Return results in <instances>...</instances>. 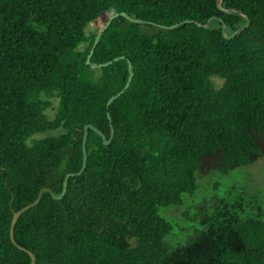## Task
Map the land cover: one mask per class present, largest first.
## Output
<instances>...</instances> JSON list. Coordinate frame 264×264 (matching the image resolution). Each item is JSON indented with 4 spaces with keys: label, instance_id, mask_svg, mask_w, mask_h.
<instances>
[{
    "label": "trees",
    "instance_id": "obj_1",
    "mask_svg": "<svg viewBox=\"0 0 264 264\" xmlns=\"http://www.w3.org/2000/svg\"><path fill=\"white\" fill-rule=\"evenodd\" d=\"M120 11L144 21L113 17L87 63ZM86 124L113 135L87 128L78 174ZM263 155L264 0H0V264L30 262L12 214L69 172L14 224L33 264H264L257 191L197 202L184 242L159 214Z\"/></svg>",
    "mask_w": 264,
    "mask_h": 264
},
{
    "label": "rangeland",
    "instance_id": "obj_2",
    "mask_svg": "<svg viewBox=\"0 0 264 264\" xmlns=\"http://www.w3.org/2000/svg\"><path fill=\"white\" fill-rule=\"evenodd\" d=\"M107 14L102 16V19ZM101 16L95 22L87 24V30H94L99 26ZM216 85L221 80L213 77ZM53 105L56 100L52 101ZM49 113H53V109H49ZM60 128L46 130L44 132L35 133L33 137H44L56 134ZM246 190L248 193L257 191L261 198H264V155L257 158L250 164L237 166L228 173H220L214 170L197 173V187L192 193H184L182 195V203L180 205H168L162 207L159 214L172 224V229L168 235L169 241L172 243L184 242L199 224L197 221L190 219V213L193 212V206L203 198L211 196H227L235 193V190Z\"/></svg>",
    "mask_w": 264,
    "mask_h": 264
},
{
    "label": "water",
    "instance_id": "obj_3",
    "mask_svg": "<svg viewBox=\"0 0 264 264\" xmlns=\"http://www.w3.org/2000/svg\"><path fill=\"white\" fill-rule=\"evenodd\" d=\"M219 2H220V0H216V3H217L218 5H219ZM225 10L230 11L231 9H225ZM118 14H121V15L127 17V18H130V19L134 20V21H144V20H142V19L132 18V17H130V16H129L126 12H124V11L114 12V13L110 14L109 17L107 18L106 22L104 23V25L100 28V30L97 32V34H96V36H95V39H94L93 45H92V47L90 48V51H89V53L87 54V57H86V62H87V63H90V57H91V55H92V53H93L94 47H95V45H96V43H97L99 37L101 36V34H102L104 28L108 25V23L111 21V19H112L113 17L117 16ZM209 21H210V19H208L207 22H206L205 24H203V25H204L205 27H208V25H209ZM197 23H198V22H197ZM198 24L200 25V23H198ZM175 25H176V24H171V25H168V26H166V25H161V26L171 28V27H173V26H175ZM242 27H243V26H242ZM242 27H240V28H238L237 30H235V31L233 32V34H235L237 31H239ZM222 32H223V34H225V24H224V23H222ZM123 57H124L123 55L116 56V57H114V60H117V59H119V58H123ZM110 62H111V60H109V61H107V62H105V63L97 64V65H98V66H101V65H105V64L110 63ZM90 65H91V66H95L96 64H95V63H91ZM128 69H129L128 77H127V79H126V82H125L123 88H122L121 90H119L118 92H116L115 94L111 95V96L107 99V102H106V105H107V106H108V105L110 104V102H112L116 97H118V96L123 92V90L129 85L130 80H131V77H132V73H133L132 70H131V65H130L129 62H128ZM88 127L91 128V129H93L94 131H96V132L101 136V138L103 139V142H104L105 144L110 142V140H111V138H112V135H113V128H112V126H111V133H110V136L108 137V139L105 138V134H104L101 130H99L98 128L94 127L92 124H86V125L84 126L83 137H82V164H81L80 169L76 172V173H78V174L81 173V172L83 171V169L85 168V166H86L87 154H86V147H85V144H86V138H87V132H88L87 128H88ZM73 174H74L73 172H69V173H67V174L65 175V177H64V179H63V183H62V189H61V192H60L59 195H54V194L52 193V191L50 190V188H48V187H43V188H41V189L39 190L38 195H37V197L35 198L34 201H32L31 203H29V204H27V205L22 206L21 208H19L18 210H16V211L13 212L12 217H11V221H10V226H9V236H10V240L12 241L13 244H15L19 249L26 251V252L28 253V255L30 256V259H31L30 262H29V263H25V264H33L34 261H35V256H34V254H33L32 251H30L29 249L25 248L24 246L19 245V244L15 241V239H14V236H13V228H14V224H15V222H16L18 216L20 215V213H21L22 211H24V210L27 209L28 207H30V206L36 204V203L39 201V199H40V193H41L42 190H48L52 195H54L55 197L60 198V197L65 193V191H66V187H67V178H68L70 175H73Z\"/></svg>",
    "mask_w": 264,
    "mask_h": 264
}]
</instances>
